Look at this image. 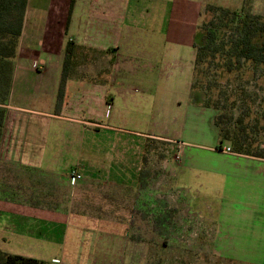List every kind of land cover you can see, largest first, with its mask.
<instances>
[{"label":"rangeland","instance_id":"rangeland-1","mask_svg":"<svg viewBox=\"0 0 264 264\" xmlns=\"http://www.w3.org/2000/svg\"><path fill=\"white\" fill-rule=\"evenodd\" d=\"M199 2L132 0L141 16L128 20L123 14L122 21L115 22L116 14L110 6L102 20L92 15V20L84 24L87 30L80 38L87 40L81 43L96 50L69 76L74 89L68 107L74 111H68V115L74 119L75 128L70 132L65 130L73 134L72 138L67 135L65 145L71 148L46 156L43 167L55 161L53 169L23 170L20 166L0 164L1 173L7 175L0 178L1 199L37 207L43 217L65 219L73 229L66 224L55 229L58 239L37 240L41 245L35 251L24 243L20 251L54 264H264L261 243L250 255L253 259L230 261L225 255L226 244L234 250L236 246L231 243L234 241H226L218 228L217 217L228 206L226 191L232 187L226 186V177L215 178L209 168L233 162L234 157L231 155L227 160L226 154L208 148L214 149L220 142L213 125L215 111L194 104L189 87L196 57L192 44L200 24L199 10H205L207 3H214L244 6L252 13L264 15V0ZM96 13L95 9L93 14ZM105 23H109L104 29L106 37L99 39ZM29 28L33 29L31 25ZM60 31L53 26V33L58 35ZM32 33L34 39L30 32L23 37L21 50L13 61L14 70L17 67L37 72L60 69L63 54L43 59L33 55L39 40ZM109 45L115 46L116 54L107 50ZM118 73L117 82L121 81L123 88L136 95L134 106L122 116L114 115V109L106 102L104 105L107 86L101 84ZM259 74L260 71L257 77ZM263 75L258 79L259 84L264 83ZM256 80L248 83L239 77L237 84L227 85L226 93L229 95L236 87L244 86L247 93H255L256 111L264 117V106H259L264 88ZM76 82L78 90L81 91L82 85L88 89L79 94ZM111 85L112 81L109 86L113 88ZM222 98L225 100L226 96ZM240 112L238 105L233 110L234 117ZM83 117L91 122L85 125L92 129L107 119L128 123L129 128L138 131L164 133L161 135L165 139L126 141L124 146L131 148L128 152L113 148L112 144L111 148L101 146L103 152H97L95 159L89 156L88 160L80 153L83 127L76 121ZM35 119L33 124L44 123L40 117ZM9 125H14L12 119ZM59 129L58 140L64 145L63 129ZM179 139L186 143L181 144ZM35 141L39 148L41 139ZM225 143L232 144L228 140ZM5 147L3 154L18 160L15 152L9 153L15 147L8 144ZM85 163L88 169L82 171ZM76 167L84 178L71 185L70 175L78 170ZM218 190L222 191L221 195L217 194ZM243 252L241 249L238 258L244 257Z\"/></svg>","mask_w":264,"mask_h":264},{"label":"crops","instance_id":"crops-1","mask_svg":"<svg viewBox=\"0 0 264 264\" xmlns=\"http://www.w3.org/2000/svg\"><path fill=\"white\" fill-rule=\"evenodd\" d=\"M197 1L200 3L199 0ZM110 6V9L114 10L116 14L114 15V18H116L114 19L115 22L122 21L123 14L128 20L133 16H141L137 13V9L139 8L132 3V0H128L125 3H120L117 0H29L21 42L28 32H30L34 39L32 33L34 32L36 35L35 40H39V42L38 49L34 51L33 55L43 59L63 54L64 58L66 45L69 40L88 47L81 43L87 40V38H80L87 30L84 24H86V22L89 23V20L93 18L92 15H98V21L102 20L101 16L107 14L105 10ZM95 9L98 13L94 15L93 11ZM202 11L203 9L199 10L200 21ZM143 17L142 15L140 18ZM108 24L109 23H105L102 25L103 32L100 34L102 37L99 39L106 37L104 29ZM29 25H31L33 29H28ZM54 25L61 30L58 35H56V32L53 33ZM21 42L18 53L22 47ZM92 49L96 50L95 48ZM107 50L113 52V54L117 53L115 51V46L112 45H109ZM115 74V78L113 77L112 80L107 78V81L101 82V84L107 86L106 93H103V103L105 105L106 102L109 108L114 109V115L127 114L136 102V95L133 91L123 88L121 85L122 82H117V76L120 73L117 75ZM61 77L62 67L58 70H46L42 72H37L28 67L15 68L11 94L6 105L8 114L4 136L0 144V164H7L13 168L20 166L23 170H42V168H45L44 170L53 169V167H56L53 165L57 163L55 161H50L47 164L48 166L43 167L46 156L48 154L55 155L59 151L61 152L63 148L66 150L71 148L70 145L65 144L68 141L67 135L70 136V138L73 137L72 133L67 134L66 131H74L75 128L73 123L74 119L68 115V111H74L68 107V101L71 99V91L74 89V84L72 81L69 82V77L66 79L64 95L59 105L58 93ZM111 81V86H113V88L109 86ZM191 83L192 82L189 83V87L192 101L202 108H207L203 104L197 103V98L194 99L192 97L193 95L191 96ZM78 84V82L75 84L77 85L75 87L77 90L79 89ZM80 89L81 91L78 90L79 94L87 90L88 86L84 87L82 85ZM147 104L148 101H146V105ZM125 107H127L128 111H126ZM211 109L215 111V119L217 110L214 108ZM37 117L42 118L44 123L40 121V123L37 122L33 124V120ZM11 119L14 125H9ZM76 121L82 124L81 126L83 127L80 153L88 160L89 156L95 159L94 157L97 152H103L104 149H102L101 146L103 148H111L112 144L113 148H123L122 151L128 152L131 148L124 146L126 141L141 139L145 142L146 138L165 139L164 136L161 135L164 133L138 131L129 128L127 126L128 123L124 125L119 121H107V119H103V124H100L101 127L98 126L96 129L87 127L85 124H90L91 122L84 120V117ZM213 125L216 130H218L214 120ZM59 128L63 129V136L66 139L64 145L63 142L60 143L58 140V132L60 133ZM35 138L41 139L39 148ZM179 140L181 144H183V142L186 143L185 140ZM6 144H8L9 147H15L16 150H11L9 153L15 152L19 156L18 160H13L12 157L8 159V155L5 156L3 154L6 149ZM224 147H231L234 153L228 154L223 152L222 149ZM208 148L216 150L224 155L226 154L227 160L230 159L229 156L231 155L234 157L232 158V160H234L233 162H227L224 165L218 167L212 166L209 168L210 172L215 175V178H221L223 180L226 177V186L231 184L232 187L230 191H226L228 195L225 201L229 204L219 211L217 217L219 220L217 223L218 228L222 229L221 232L226 238V241H234V243H231L233 246L235 244L237 247H235L234 250L233 247L226 244L224 247L226 252L225 255L230 261L253 259L250 255L258 248V243H261L264 248V156L239 153L233 149L231 144L225 142H219L214 149L212 147ZM261 148L264 149V133ZM69 152H72V149ZM40 153L42 157L35 158L38 154L40 155ZM66 153H68V151ZM31 155H34V157L31 158ZM240 159L244 161H240ZM76 168H78L79 172H81V169L82 171L88 169L86 163L81 166V169H79V167ZM96 169L97 167L95 170ZM6 177L7 175L0 171V178L3 179ZM134 177L135 176H133V178ZM217 194L221 195L222 191L218 190ZM40 213L37 207L29 208L24 205H16V203L7 202L0 198V249L8 253L37 258V256L33 254L20 251L24 243L25 246L29 245L28 249L33 248L35 251L36 248H40L41 245L37 240L58 239L55 235V229H59L66 224L71 226L69 229H73V225L65 219H57L53 215L51 218L43 217V212ZM229 229L231 232L232 229H234V233H231ZM28 238L30 240H27ZM18 242L22 243V245H18ZM239 247L244 251L242 255H244L245 258L243 256L238 258V256L241 255V249Z\"/></svg>","mask_w":264,"mask_h":264},{"label":"trees","instance_id":"trees-1","mask_svg":"<svg viewBox=\"0 0 264 264\" xmlns=\"http://www.w3.org/2000/svg\"><path fill=\"white\" fill-rule=\"evenodd\" d=\"M28 2L0 0V144L8 114L6 105L13 82V61L20 47ZM192 46L196 57L191 96L197 98V103L217 110L214 122L219 130L220 142L231 141L233 149L239 153L264 156V149L261 148L264 117L263 113L256 111L255 93H247L244 86L236 87L229 95L226 93L227 85L237 84L239 77L248 83L257 78L256 84L264 88V83L259 84L258 80L264 74V15L252 13L244 6L207 3L201 12ZM93 51L72 40L67 42L58 93L59 105L66 79L83 60L89 59ZM223 101L226 104H222ZM259 101V106L263 107L264 98ZM238 105L241 112L234 117L233 110ZM0 264L54 263L0 249Z\"/></svg>","mask_w":264,"mask_h":264},{"label":"built area","instance_id":"built-area-1","mask_svg":"<svg viewBox=\"0 0 264 264\" xmlns=\"http://www.w3.org/2000/svg\"><path fill=\"white\" fill-rule=\"evenodd\" d=\"M223 152L228 153V154H233V150L231 149V147H224L222 149ZM83 175L79 172V170H74L72 171L71 175H70V184L71 185H75L76 183H79L80 180H83Z\"/></svg>","mask_w":264,"mask_h":264}]
</instances>
